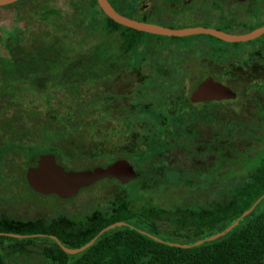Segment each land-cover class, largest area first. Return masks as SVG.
<instances>
[{
    "label": "rangeland",
    "instance_id": "1",
    "mask_svg": "<svg viewBox=\"0 0 264 264\" xmlns=\"http://www.w3.org/2000/svg\"><path fill=\"white\" fill-rule=\"evenodd\" d=\"M119 1L132 17L175 27L241 33L264 21V0ZM102 23L90 0L0 5V56L15 59L9 82H0V215L79 221L125 197L134 206L207 205L229 198L264 156V46L257 47L264 32L228 42L144 31L121 53V27L106 32ZM9 37L18 40L6 48ZM203 73L238 94L188 101ZM48 145L69 168L117 158L131 168L123 180L97 178L68 197L40 193L22 170L31 149ZM41 241L6 260L50 264L38 252Z\"/></svg>",
    "mask_w": 264,
    "mask_h": 264
},
{
    "label": "trees",
    "instance_id": "2",
    "mask_svg": "<svg viewBox=\"0 0 264 264\" xmlns=\"http://www.w3.org/2000/svg\"><path fill=\"white\" fill-rule=\"evenodd\" d=\"M90 1L97 4L95 0ZM108 1L116 10L132 17L129 12L120 9L119 0ZM101 12L103 31L111 32L121 27V53L138 44L139 33L144 31L120 24L102 10ZM17 40L6 38L4 47L8 48ZM0 58V82L5 85L9 82L6 78L14 72L11 66L15 59L10 55ZM44 68L47 70L48 65ZM83 72L80 71L81 76L86 77L82 75ZM74 73L79 75L78 71ZM39 152H52L57 163L69 168L62 162L63 158L61 162L56 159L51 145L43 149L36 147L28 153L22 170L26 184L24 170L28 159ZM60 154L62 156V153ZM259 196L254 206L240 216L228 231L218 237L205 239L207 235L223 229ZM263 200L264 156L248 173L247 178L240 185L233 187L229 198L207 205L170 208L144 203L134 206L131 199L125 197L118 200L108 213L93 208L79 221L66 214H58L50 219H24L0 215V264H16L6 260V255L13 252H30L27 244L36 239L42 240L38 252L50 264H264V206L259 208ZM116 220L123 222L98 232ZM5 232L21 235L15 236ZM146 232L160 239H155ZM94 235L96 236L91 243L75 253H68L60 246L61 243L67 247H77ZM3 238L14 240L5 245L2 243ZM198 238L204 239L188 246L168 242L190 243ZM4 247L5 251L2 249Z\"/></svg>",
    "mask_w": 264,
    "mask_h": 264
},
{
    "label": "water",
    "instance_id": "3",
    "mask_svg": "<svg viewBox=\"0 0 264 264\" xmlns=\"http://www.w3.org/2000/svg\"><path fill=\"white\" fill-rule=\"evenodd\" d=\"M15 0H0V5H4ZM98 7L114 21L150 33L164 34V35H185L192 33H207L216 36L225 41L233 42L237 40H246L255 37L256 35L264 32V23L255 26L247 31L241 33H231L221 30L217 27L207 25H184V26H169L159 24L151 21H146L134 17L127 16L116 10L108 0H95ZM238 94L237 90H233L227 85L211 77L208 73H203L200 78L192 85L188 99L191 101H205L211 99H221L226 97H234ZM131 168V165L123 158L113 159L102 165H89L83 168H64L61 164L57 163L55 156L52 152H39L30 156L24 170V177L27 184L35 191L40 193H54L59 197H68L73 195L80 187L85 186L97 178L103 177H116L121 180L124 179L126 174ZM260 198H256L249 207L244 209L238 217L234 218L223 229L215 231L207 235L205 239H212L222 235L235 225L240 216L247 213ZM123 221L116 220L108 223L98 232L103 229L121 224ZM1 233V231H0ZM6 234L20 236L21 234L13 232H5ZM148 235L155 239H160L158 236L146 232ZM54 238L52 234H49ZM92 236L85 243L77 247H67L60 243L62 249L68 253H74L89 243L95 238ZM204 238H198L190 243L178 241H168L170 244L188 246L201 242ZM58 242V240L55 238Z\"/></svg>",
    "mask_w": 264,
    "mask_h": 264
},
{
    "label": "flooded vegetation",
    "instance_id": "4",
    "mask_svg": "<svg viewBox=\"0 0 264 264\" xmlns=\"http://www.w3.org/2000/svg\"><path fill=\"white\" fill-rule=\"evenodd\" d=\"M183 2H189L190 0H182ZM262 23H264V21H262V22H260L259 24H257V26L258 25H260V24H262ZM253 28V27H252ZM251 29V28H250ZM223 40V39H222ZM225 41V40H224ZM229 42V41H228ZM234 42V41H233ZM262 46H264V41L262 42V45H257V47H262ZM256 47V46H255Z\"/></svg>",
    "mask_w": 264,
    "mask_h": 264
}]
</instances>
